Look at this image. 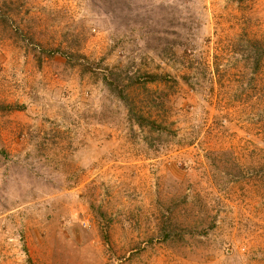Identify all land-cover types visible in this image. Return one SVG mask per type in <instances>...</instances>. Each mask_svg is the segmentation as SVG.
<instances>
[{"label":"rangeland","instance_id":"1","mask_svg":"<svg viewBox=\"0 0 264 264\" xmlns=\"http://www.w3.org/2000/svg\"><path fill=\"white\" fill-rule=\"evenodd\" d=\"M0 264H264V0H0Z\"/></svg>","mask_w":264,"mask_h":264}]
</instances>
